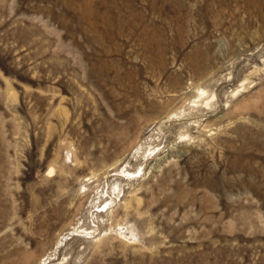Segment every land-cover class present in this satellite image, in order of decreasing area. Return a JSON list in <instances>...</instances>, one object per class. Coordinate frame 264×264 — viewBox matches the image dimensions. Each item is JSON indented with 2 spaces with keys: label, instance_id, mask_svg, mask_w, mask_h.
I'll list each match as a JSON object with an SVG mask.
<instances>
[{
  "label": "rangeland",
  "instance_id": "1",
  "mask_svg": "<svg viewBox=\"0 0 264 264\" xmlns=\"http://www.w3.org/2000/svg\"><path fill=\"white\" fill-rule=\"evenodd\" d=\"M0 264H264V0H0Z\"/></svg>",
  "mask_w": 264,
  "mask_h": 264
}]
</instances>
